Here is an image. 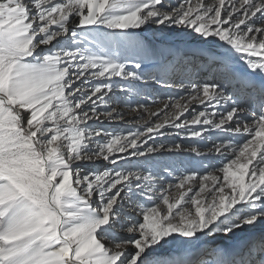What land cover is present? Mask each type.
Masks as SVG:
<instances>
[{
  "label": "snow or ice",
  "instance_id": "1",
  "mask_svg": "<svg viewBox=\"0 0 264 264\" xmlns=\"http://www.w3.org/2000/svg\"><path fill=\"white\" fill-rule=\"evenodd\" d=\"M176 56L200 71L153 111ZM166 126L222 166L134 161L202 154ZM0 264H264V0H0Z\"/></svg>",
  "mask_w": 264,
  "mask_h": 264
},
{
  "label": "bare ground",
  "instance_id": "2",
  "mask_svg": "<svg viewBox=\"0 0 264 264\" xmlns=\"http://www.w3.org/2000/svg\"><path fill=\"white\" fill-rule=\"evenodd\" d=\"M151 36L152 33H149ZM195 34H193L194 36ZM155 39L160 40V39H166L168 41H174L176 43V47L180 48L181 50H193L195 49L199 41L193 40L192 36H186L184 35L183 32H174V33H156L155 34ZM158 47L161 49H167L168 45L165 44H158ZM165 55H167V52L165 51ZM160 58L156 57L152 60V63H155L158 61ZM188 59H191V57H188ZM196 65H198V62H196ZM194 65H189L185 70L187 71L186 73H183L182 69L183 67V62L181 61L180 56H176L175 60L172 61V64L168 66V74L172 76L173 78L168 80L167 86L165 83L162 81L160 84H155L153 82L148 83L146 86H142L141 94L139 96V102L141 104L146 105L153 111H155L157 108H162L163 104L162 101H165L169 96L179 98L181 95H185L184 91L181 89H178L174 87L173 85L175 83H179L181 80H183L184 83H188L189 79L195 80L197 78V72L200 69L198 66ZM174 69V72H173ZM157 70L156 68H153V71ZM202 74V73H201ZM210 78V77H208ZM199 108V106H196ZM130 118H133V124L136 123L137 119L139 117L135 113H128ZM144 119L148 118L147 113H142L141 114ZM185 116H188V113L185 114ZM158 119L157 117H152V120L155 121ZM105 127H108L110 129H125V128H132V124H124L122 122H116V123H111V124H105ZM133 130H135L133 128ZM165 132L164 136H158L154 137L152 140L149 141V144H160L163 143L168 147H171L172 144L174 143H180L184 145L185 148L192 146V147H199L201 151V155H197L196 153H191L187 151H180V150H174L169 152L167 147L156 154H153L152 157H146V158H134V161L136 159L139 160H150L153 163H157V166L161 165H167L168 162H173L175 164H170L172 165L173 168L174 166L177 165L179 160H181V169H179L177 172L173 173L174 176H177L180 174V172H183L185 169H203L207 168L210 165H219L222 166L219 163L220 157L216 153H211L209 154L207 152V148L211 147L212 143L216 141V137L220 136L222 134L216 133L213 131L211 133V139L209 140H199V138H189L187 137L183 132H177L176 129L172 128L171 126H166L164 130ZM207 145V147H205ZM214 157V158H212ZM133 161V162H134ZM193 161H197L199 163L195 164ZM201 165V166H200ZM200 166V167H199ZM176 169V168H175ZM201 174L203 172L201 171ZM171 179V177H169ZM129 211H132L131 208L128 209Z\"/></svg>",
  "mask_w": 264,
  "mask_h": 264
},
{
  "label": "rangeland",
  "instance_id": "3",
  "mask_svg": "<svg viewBox=\"0 0 264 264\" xmlns=\"http://www.w3.org/2000/svg\"><path fill=\"white\" fill-rule=\"evenodd\" d=\"M194 66H195V65H194ZM182 71H183V73H186V72H187V71L185 70V68L182 69ZM198 72H199V70H198ZM198 72H197V73H198ZM212 158H214V157H212ZM182 159H183V158H182ZM182 159L179 160V162L177 163V165L174 166L177 170L181 169V166H182L181 161H182ZM166 163H167V164H175L174 161H173V162H168V161H167ZM193 163H194V165H195V164H197V163H199V162H197V161L194 162V161H193ZM200 166H201V165H200ZM200 166H199V167H200ZM216 166L219 167V165H216Z\"/></svg>",
  "mask_w": 264,
  "mask_h": 264
}]
</instances>
